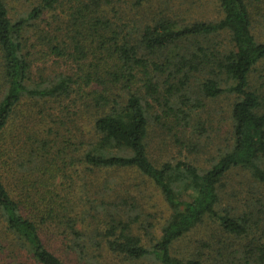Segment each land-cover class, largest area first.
I'll return each mask as SVG.
<instances>
[{"label": "trees", "instance_id": "trees-1", "mask_svg": "<svg viewBox=\"0 0 264 264\" xmlns=\"http://www.w3.org/2000/svg\"><path fill=\"white\" fill-rule=\"evenodd\" d=\"M29 1L31 10L12 20L0 0V264H66L58 252L84 261L101 258L103 251L133 262L202 264L195 256L172 255L171 247L207 219L221 236L243 241L231 248L215 231L212 239L222 247L219 264H264V194L244 208L218 207L224 178L235 169L264 185V40L255 33V13L264 18V0H217L222 17L216 21H188L169 13L167 5L154 13L145 4L155 0ZM121 2L139 15H129ZM57 10L64 26L47 34L38 20L53 13L55 24ZM32 29L41 58L69 56L79 63L77 72L51 77L39 75L40 68L32 71L35 45L27 35ZM59 30L68 34L67 46ZM217 36L226 42L220 45ZM160 74L180 93L179 106H173V97L160 105L171 126H188L194 111L204 108L200 97L231 100V140L208 168L150 158L151 108L145 98L157 100ZM94 83L119 92L107 94ZM193 85L199 97H191ZM68 101L80 107L68 115L46 114ZM22 105L40 109L28 114L41 118L39 126L46 115L52 125L30 128L23 122L15 130L18 114L27 121ZM85 115L89 137L76 142L66 117L76 121ZM175 139L179 149L193 146ZM71 168H77V177L89 171L82 184L87 193H71L67 180L77 184L67 173ZM130 170L159 190L169 210L159 236L147 235L145 241L134 230L144 212L130 190L133 184L116 173ZM145 222L151 233L152 223ZM89 250L96 254L84 255Z\"/></svg>", "mask_w": 264, "mask_h": 264}, {"label": "rangeland", "instance_id": "rangeland-1", "mask_svg": "<svg viewBox=\"0 0 264 264\" xmlns=\"http://www.w3.org/2000/svg\"><path fill=\"white\" fill-rule=\"evenodd\" d=\"M4 1L8 6L9 15L12 20H15L20 15L30 11L32 8L29 0ZM166 1L167 3L165 4ZM128 4H123L121 2V5L125 11L128 12L130 10L128 13L129 15H139L137 11L129 9L131 7ZM145 5H148V7L151 8L152 12L157 14L163 10V7L165 5H167L165 7L169 13H171L172 11H176L174 16L179 15V17L185 18L188 21H216L222 17V13L218 6L217 0H155ZM55 13H58L59 15V18L54 21L56 26L52 23V18L50 17L51 15H53V13H49L42 19L38 20L41 29L50 35L56 33L58 29L63 28L64 26L62 13H60L59 10L55 11ZM255 14L257 15L256 18L258 19L257 26L255 27L256 36L259 40H264L263 13L261 12ZM111 16H113L112 12L110 13V19L114 20V16ZM117 20L126 22L125 19L123 20L120 17H118ZM33 31L34 29H32L31 32L29 31L27 35H32V37H30V42L32 43V45H35V48H33V52H35L39 49L40 45L36 42L34 37L35 33ZM58 36L63 39H60L62 43H64L63 45L67 46L69 36L66 31L59 30ZM216 41H218L220 45L226 42H223V36H217ZM66 50L72 51V45H69ZM37 58H39V60H36ZM32 59L35 65L32 71H37V68H40L43 70L39 73V75L42 74L43 76L51 77H55L59 74H74L75 72H77V65L79 64L69 56L57 57L50 54L46 55V57L44 58H41L40 55L36 52L32 54ZM90 60L91 58L87 63H89ZM260 67L264 69V64ZM160 76L161 77H157V79L161 81L157 94V100H154L150 97L145 98V101L151 108L150 158L156 164L163 161L176 162L178 160H186L199 166L202 169L208 168L212 164L213 157L217 155L216 151H218L219 149L223 150L226 147L227 143L231 140V128L229 124L231 100L226 96H220L219 98L215 99L200 97V99L204 101V108L194 111V114L196 115H193V117H191L189 125L183 126L180 125L179 122H177V126H171V120L169 118L171 116H166L163 113L160 105L163 101L162 99L166 97H173L175 98L173 106H179L180 93L179 90L176 89V85L172 84L170 86L169 83L164 82L165 75L160 74ZM93 86L96 90H100L104 87L107 94L113 95L114 93L119 92L117 88L110 86L108 83H106L105 85L94 83ZM193 86V89L196 88L195 85ZM195 96L199 97L198 88H196L194 95H192L191 97L195 98ZM158 99L159 103L157 102ZM63 105H65L64 108L59 104H55V106L53 105L52 108H47L48 112L46 111V114L49 113L52 118L54 116L57 117V115H61L63 113H66L68 115L69 113H74L78 106L80 107L79 102L72 103L68 101L64 102ZM19 109L22 110L23 115H25L24 118L27 121H23V119L20 117L21 115L18 114V116L15 117V130H17L19 127L22 128L24 123L30 128H33L35 124L39 126L38 122L41 119L40 117H37V120H35V118L28 116V114L31 112L39 113V108L29 110L27 105H22ZM156 114L159 120H156ZM66 118L67 128L71 130V133H74L76 136L78 135L76 142L81 138L85 140L89 137L88 131L90 126L86 121L87 115H85L83 119H80L78 117V120L76 121L69 118L68 116ZM50 122H52L50 117L46 115V118L42 119L41 125L46 128V126L49 127L52 125ZM46 123H48V125ZM41 125L39 127H41ZM80 132H82V134H80ZM74 134H69V136ZM53 137H55V135ZM176 137L182 139L183 141H189L190 143H192V148L188 150L175 147L174 144H177L175 139ZM87 172L89 171H84L77 177V168L68 169V175H72L74 181L77 182V184L74 185L70 184L69 179L67 180L66 185L69 184L72 186V188H70L72 194L80 195L87 193L88 186L85 190L84 186H82V184H85L86 180L84 179V177ZM116 173L120 174L121 177H130V181L133 184V187L130 190L133 193L134 197H136L138 202L141 204L144 212L143 219L144 221H146L147 219L148 222L152 223V225L150 226H153L150 230L151 233H146V230H144V226L148 223L140 221L138 225H135V228L137 227V229H134L135 232L138 233L143 241L148 240L149 236L147 235L159 236L158 230L169 215L168 207L165 204L159 190L156 189L150 182L145 181L143 177L138 175L133 170L119 171ZM58 179L59 182L60 180H63V178ZM249 180L250 177L247 172H243L240 169L231 171L224 178L225 185L220 192L221 200L218 207L227 210L244 208V204L246 203V201H253L257 196H261L262 194H264L263 184ZM116 181L119 180L116 179ZM61 188L63 190H67L65 186H62ZM122 188H126V184ZM117 191L120 192V189L117 188ZM110 198L114 199V197L112 196H110ZM211 229H213L212 233L214 234L210 233ZM218 230H220V228L207 219L202 225L191 230L185 236L173 243L171 247L172 255L179 258H192V256H195L202 261V264H219L220 259L219 257L217 258V255L222 254V247L221 244L219 245L215 243V239H212V235H216L217 232L218 240H226L229 244L233 243V245L230 246L231 248L241 246V243H243V241L241 242V240H237L233 237H226V239L219 234ZM10 249L11 248H9L8 250ZM57 254L66 264H156L150 258H145L140 262H133L121 256H114L109 251H103L102 257L99 259L96 258L94 260L84 261H81L71 255L69 256L62 252H58ZM92 254L96 253H93L89 250L86 251L84 255ZM225 255L233 254L228 252L225 253ZM97 261L99 262L96 263Z\"/></svg>", "mask_w": 264, "mask_h": 264}]
</instances>
